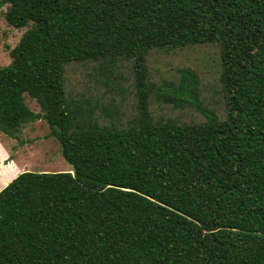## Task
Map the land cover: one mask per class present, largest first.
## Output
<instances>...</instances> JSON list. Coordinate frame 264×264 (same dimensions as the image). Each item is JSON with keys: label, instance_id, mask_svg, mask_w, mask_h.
<instances>
[{"label": "trees", "instance_id": "16d2710c", "mask_svg": "<svg viewBox=\"0 0 264 264\" xmlns=\"http://www.w3.org/2000/svg\"><path fill=\"white\" fill-rule=\"evenodd\" d=\"M4 6L27 30L0 67V134L43 119L72 169L24 171L0 190V264H264V0ZM203 44L219 49L222 117L192 69L148 79L151 51ZM119 59L132 65L135 114L102 125L68 98L64 67ZM151 100L203 120L155 119Z\"/></svg>", "mask_w": 264, "mask_h": 264}, {"label": "rangeland", "instance_id": "374dc122", "mask_svg": "<svg viewBox=\"0 0 264 264\" xmlns=\"http://www.w3.org/2000/svg\"><path fill=\"white\" fill-rule=\"evenodd\" d=\"M0 8V67L10 61L9 51L14 48L27 28L9 26ZM219 49L214 44H203L173 50H153L147 56L148 79L152 83L176 81L177 70L190 68L200 81V98L206 108L223 116V103L219 85ZM131 62L119 59L113 65L94 62H71L64 67V84L69 99L79 102L84 112L91 114L100 124H126L135 114V92ZM25 104L34 113L40 108L27 94ZM150 109L155 119H173L177 122H200L203 117L192 109L175 110L169 105L151 100ZM0 146L9 153L19 167L35 173L69 172L72 167L61 154L59 142L49 135L46 122L36 120L24 125L16 139L0 134ZM0 147V158L3 151ZM12 156V158H10ZM6 160L0 159V186H4L17 173L13 168L3 169Z\"/></svg>", "mask_w": 264, "mask_h": 264}, {"label": "crops", "instance_id": "0c3cea01", "mask_svg": "<svg viewBox=\"0 0 264 264\" xmlns=\"http://www.w3.org/2000/svg\"><path fill=\"white\" fill-rule=\"evenodd\" d=\"M1 147V146H0ZM1 149H2V151H3V154H2V156H1V160H6V164H5V166H4V168L3 169H9V171H11L13 168H10V165H12V164H14V168L17 170V173L15 174V176L13 177V178H15L18 174H20V173H22V172H24V171H26V168L25 167H23V166H21V167H19L18 165H17V163L14 161V159H12V160H9V153H8V151L6 150V149H4V148H2L1 147ZM11 181V180H10ZM9 181V182H10ZM8 182V183H9ZM8 183H6L4 186H0V190H2Z\"/></svg>", "mask_w": 264, "mask_h": 264}]
</instances>
